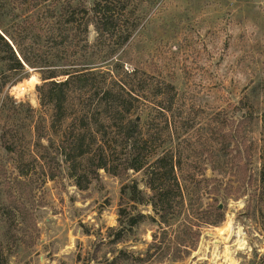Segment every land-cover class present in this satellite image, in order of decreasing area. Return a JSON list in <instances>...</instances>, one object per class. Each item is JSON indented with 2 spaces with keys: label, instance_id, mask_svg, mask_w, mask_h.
Here are the masks:
<instances>
[{
  "label": "rangeland",
  "instance_id": "rangeland-1",
  "mask_svg": "<svg viewBox=\"0 0 264 264\" xmlns=\"http://www.w3.org/2000/svg\"><path fill=\"white\" fill-rule=\"evenodd\" d=\"M93 1L0 0V33L23 45L35 65L0 93V248L8 264H264V0H128L125 25L137 27L122 50L100 64L139 67L177 93L174 119L180 128L167 147L178 144L182 169H199L198 179L207 186L204 203L223 214L218 226L200 228L189 256L154 255L150 247L158 227L148 217L155 215L150 206L129 200L122 207L146 219L118 238L121 188L135 181L148 195L142 172L113 177L99 171L85 191L75 186L61 159L19 173V157L38 155L36 121L50 125L51 113L40 109L36 95L42 72L60 69L50 66L58 59L65 68L82 67V57L48 44L46 11L66 3L89 9ZM95 40L89 26L87 42ZM248 110L258 115L250 126ZM215 161L224 175L212 171Z\"/></svg>",
  "mask_w": 264,
  "mask_h": 264
},
{
  "label": "trees",
  "instance_id": "trees-1",
  "mask_svg": "<svg viewBox=\"0 0 264 264\" xmlns=\"http://www.w3.org/2000/svg\"><path fill=\"white\" fill-rule=\"evenodd\" d=\"M128 3V0H94L89 9L83 4L66 3L59 11H46L49 14L44 32L45 37L50 36L48 44L67 55L82 57L78 63L82 67L65 68L68 65H62L58 59L50 66H60V69L42 72L36 95L40 109L51 113L50 125L46 127V120L42 118L36 121L33 146L38 155L27 161L19 157L18 169L25 176L23 169L31 164L44 169L42 163L43 166L57 164L61 159L81 191L88 189L99 171L113 177L130 171L142 172L148 195H144L135 181L121 188L118 238L146 219L141 213L128 212L122 203L129 200L133 204L148 205L155 215L148 219L158 227L150 247L154 255L182 259L196 248L200 228L218 226L223 214L218 207L204 203L203 192L207 186L198 179L202 176L197 172L199 169H182L178 144L177 149L167 147L180 128L174 119L177 93L173 87L165 80L147 75L139 67L124 68L115 63L111 69H102L100 65L122 50L137 27L131 25L129 30L125 25L131 13ZM89 26L96 33L93 45L87 42ZM22 46L7 32L0 33V93L20 83L22 79L16 76L26 67L35 66ZM261 103L264 133V91ZM257 117L247 111L249 126ZM185 128L191 126L186 124ZM50 132L55 134V139ZM247 138L251 143L252 138ZM43 140L47 142L45 147ZM214 165L217 167L213 172L225 174L217 169L218 161ZM48 178L52 180L54 175ZM261 182L264 183V162ZM213 202L217 203L216 199ZM0 264H8L1 248Z\"/></svg>",
  "mask_w": 264,
  "mask_h": 264
},
{
  "label": "bare ground",
  "instance_id": "bare-ground-1",
  "mask_svg": "<svg viewBox=\"0 0 264 264\" xmlns=\"http://www.w3.org/2000/svg\"><path fill=\"white\" fill-rule=\"evenodd\" d=\"M229 232V231H228ZM222 235V234H221Z\"/></svg>",
  "mask_w": 264,
  "mask_h": 264
}]
</instances>
